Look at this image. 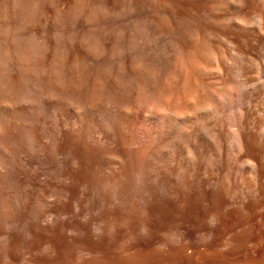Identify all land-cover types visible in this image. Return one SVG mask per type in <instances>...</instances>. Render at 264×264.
<instances>
[{
  "label": "bare ground",
  "instance_id": "6f19581e",
  "mask_svg": "<svg viewBox=\"0 0 264 264\" xmlns=\"http://www.w3.org/2000/svg\"><path fill=\"white\" fill-rule=\"evenodd\" d=\"M0 264H264V0H0Z\"/></svg>",
  "mask_w": 264,
  "mask_h": 264
}]
</instances>
